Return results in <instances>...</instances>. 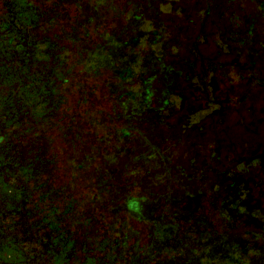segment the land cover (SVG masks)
Instances as JSON below:
<instances>
[{"label": "trees", "instance_id": "trees-1", "mask_svg": "<svg viewBox=\"0 0 264 264\" xmlns=\"http://www.w3.org/2000/svg\"><path fill=\"white\" fill-rule=\"evenodd\" d=\"M173 15L188 18L181 0H0V264L45 262L33 254V247L13 236L21 222L2 220L16 213L21 216L26 205L27 215L35 216L31 219L35 228L45 224L52 233L42 240L48 246L49 263L68 261L77 242L72 231L69 235L60 228V212L51 199L64 192L74 197V192L64 185L57 192L53 186L56 172L46 171L45 165L53 161L45 158V143L53 144L52 133L61 127L53 118L59 104L65 103L60 101L65 99L60 89H73L82 96L76 106L89 105L99 86L88 87L87 81L95 82L102 74L107 79L98 91L111 107L105 115L98 109L92 124L120 121L115 131L118 144L107 149L105 135L83 131L74 144L78 154L86 151V159L70 161L68 167L73 175L67 183L78 188V177L91 171L85 185L95 193L99 213L95 218L84 216L78 230L85 232L80 235L86 243L92 240L93 228L100 232L101 240L93 249L100 258H87L83 264H112L118 259L121 264H264V202H255L243 185H237L239 177L231 178V166L222 171L204 169L193 160L194 171L182 165L159 169L171 166L173 160L153 142L162 120L156 114L171 115L172 96L183 101L180 80L195 82L196 46L201 42L198 34L192 38L189 33L190 21V27L178 25L174 34L166 35ZM100 23L105 29L97 32ZM180 32L183 38L178 37ZM177 45H183L182 66L175 54ZM105 84L108 89L102 92ZM158 92L161 101L154 100ZM41 122H48L49 131L43 135L34 131L30 141L15 143ZM179 122L184 131L197 123L183 117ZM204 129L195 127L198 133ZM92 138L98 146L91 145ZM255 153L243 151V166L237 172L264 176V149L259 156ZM43 171L47 180L41 178ZM246 180L254 183L257 196L264 195V177ZM198 182L202 191L191 194L190 187ZM206 194L210 208L222 219V231L215 232L202 215L185 216L195 207L191 201ZM74 201H64L65 212H73ZM236 221L244 223L241 228ZM133 222L140 229L136 231ZM234 230L237 234L228 232ZM19 231L21 236L31 235L26 224Z\"/></svg>", "mask_w": 264, "mask_h": 264}, {"label": "rangeland", "instance_id": "rangeland-1", "mask_svg": "<svg viewBox=\"0 0 264 264\" xmlns=\"http://www.w3.org/2000/svg\"><path fill=\"white\" fill-rule=\"evenodd\" d=\"M181 6L184 7L188 18L182 19L174 15L171 16L168 19L170 28L166 35L171 34V32L174 34L176 29L173 27L177 28L178 25L189 26L190 21L192 23L189 33H193L192 38L198 34L201 42L196 46L197 67L192 76L195 78L193 79L195 82L191 85L188 80H180L181 87L179 86L178 89L185 92L183 101L172 96L170 97L173 101L171 115H168L169 112L156 114L157 119L161 115L162 120L160 123L157 122L159 126L155 129L154 134L158 138L153 142L161 150L166 149L167 158L173 160L171 166L164 164L165 166H160L159 169L177 168L182 165L186 169H193L194 171L193 160L196 166L204 169L222 171L227 168L229 170L231 166L230 174H234L231 178L239 177L237 185L239 187L243 185L253 200L262 204L264 195L257 196L258 191L254 183L246 180V177L252 178L255 175L263 178L262 173L242 172L244 174L242 175L239 171L237 172V169L243 166L242 161H240L243 151L248 152L250 150L259 156L261 150L264 149V0H181ZM183 16L185 17L184 14ZM111 19L110 16L108 20L111 21ZM108 20L105 18L106 22ZM102 28L105 29L104 24H98L96 26L97 32ZM180 36L183 38V32L178 34L179 38ZM176 47L178 48L175 50V54H178L177 62L182 66L180 60L183 45L182 48L180 45ZM171 52L173 53V51ZM103 79H107L104 74L96 76L95 82L93 79H89L87 81L88 87L91 84L100 87V82ZM105 85V87L102 85L104 90L102 92H106L108 89L107 84ZM99 87L92 95V100L94 98L95 100L89 105L86 103L80 106L75 104L79 97H82L80 94H75L73 89L68 91L60 89L61 95L65 98L60 101L65 103L59 104L53 118L54 121L58 120L61 127L52 133L54 135L53 144H49L48 141L45 143L47 148L45 158L53 161V164L45 165L46 171L47 173L56 172L57 185L53 186L56 187L57 192L63 185L65 188L69 186L68 191L74 192V197L64 192L59 193L56 199H51V203L60 212L57 215L60 228L62 231L69 232V235L72 231L74 234L72 237L77 242L73 245V251L70 250L67 254L68 261L63 264H83L87 258H100V255L93 251L94 247L97 246L94 242L101 240L98 239L100 232L97 231L96 227L92 230L94 233H92L93 237L89 243H86L80 235L85 232L80 233L78 231L83 226L82 218H95L96 214H99L95 205V193L92 194L89 187H86L88 185H85L91 176V171L78 177L80 179L79 188L67 183L73 175L72 170L68 168L70 161L79 162L81 159H86V151L78 154L79 147L78 149L75 148L74 141L76 142L78 139V134L84 131L91 132V135L96 134L102 137L105 135L107 149L111 146L116 147L118 144L115 131L119 128L118 122L120 121L108 123L105 119L104 126L92 124L97 120L98 109L102 110L101 115H105L109 113L111 107V103L102 101L103 96L101 91H98L100 90ZM154 100L161 101L159 92L154 96ZM181 117L183 120L197 123L190 124L188 130L184 131L182 123L179 122ZM48 125V122H41L39 125L32 126L29 133L20 136V138L17 137L15 143L30 141L29 135L34 131H38L40 135L45 134L49 131ZM198 125L205 127L203 132H196L195 127ZM248 125L250 129H248ZM16 129L24 130L25 128L17 127ZM107 134L109 137L106 136ZM165 135L166 139H164ZM136 143L134 142L135 146ZM91 145L98 146L95 138L94 140L91 139ZM51 148H53V152ZM231 149L234 153H231ZM109 156L111 158L112 154ZM55 157L57 158L54 159ZM47 173L43 171L41 178L47 180ZM52 176L50 180H52ZM196 184L197 187H190L191 194H196L198 190L202 191L201 185H198L200 182ZM209 198V195L206 194L201 199L197 198L196 201H191L195 207L189 208L185 216L202 215L206 224L213 226L215 232L217 230L222 231L223 226L220 223L222 219L214 208H210ZM68 199L75 200L72 213L64 211V201ZM218 200L220 201V198L216 197V207L219 204ZM22 206L25 205L22 204ZM27 207L28 205H26V210H23L21 216L16 213L14 216L5 217L2 220L4 223L7 221L10 223L21 222V225L13 230V236L21 239L27 248L33 247L35 249L33 254L37 253L39 257L41 256V261L42 259L45 260L43 264H51L49 263L50 258L48 259L46 255L48 246L42 241L46 234L51 232H48L49 229L46 228L45 224H39L35 228V224L31 221L35 216L27 215ZM85 219L84 222H86ZM105 222L109 221L106 219ZM30 223L33 230L29 227ZM25 224L31 232L30 237L21 236L19 231L20 227ZM237 224L236 221L235 225ZM243 224H238V226L241 228ZM132 225L136 231L140 229L139 223L133 222ZM225 230L227 231L226 228ZM228 232L237 234L236 230ZM37 235L40 236V240ZM83 244L86 248L83 247ZM58 250L59 246L56 252ZM25 256L28 257L27 254ZM120 260H115L112 264H121Z\"/></svg>", "mask_w": 264, "mask_h": 264}]
</instances>
